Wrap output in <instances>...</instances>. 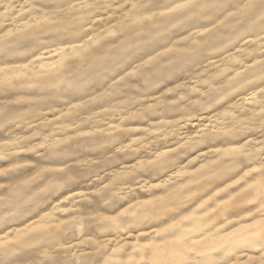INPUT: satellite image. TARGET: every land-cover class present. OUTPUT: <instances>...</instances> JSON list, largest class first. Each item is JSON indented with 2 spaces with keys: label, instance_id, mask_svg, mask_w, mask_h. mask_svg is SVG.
Listing matches in <instances>:
<instances>
[{
  "label": "rangeland",
  "instance_id": "1",
  "mask_svg": "<svg viewBox=\"0 0 264 264\" xmlns=\"http://www.w3.org/2000/svg\"><path fill=\"white\" fill-rule=\"evenodd\" d=\"M0 264H264V0H0Z\"/></svg>",
  "mask_w": 264,
  "mask_h": 264
}]
</instances>
